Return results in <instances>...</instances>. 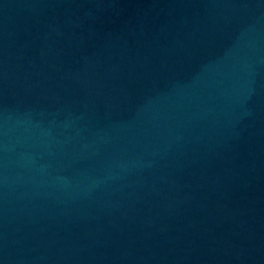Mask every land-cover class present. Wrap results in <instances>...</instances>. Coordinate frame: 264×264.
Returning a JSON list of instances; mask_svg holds the SVG:
<instances>
[{
	"label": "water",
	"instance_id": "1",
	"mask_svg": "<svg viewBox=\"0 0 264 264\" xmlns=\"http://www.w3.org/2000/svg\"><path fill=\"white\" fill-rule=\"evenodd\" d=\"M0 264H264V0H0Z\"/></svg>",
	"mask_w": 264,
	"mask_h": 264
}]
</instances>
